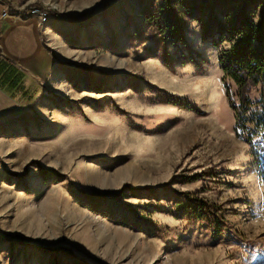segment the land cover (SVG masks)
Instances as JSON below:
<instances>
[{"label":"rangeland","instance_id":"1","mask_svg":"<svg viewBox=\"0 0 264 264\" xmlns=\"http://www.w3.org/2000/svg\"><path fill=\"white\" fill-rule=\"evenodd\" d=\"M108 1L20 0L21 11L8 12L34 20L36 31L19 41L21 63L0 59L8 105L0 114V264H50L41 249L12 241L67 246L93 264H264V183L236 134L221 50L188 20L198 64H178L173 74L140 48L117 56L67 23ZM34 8L49 20L29 16ZM99 29L89 28L106 38ZM79 68L142 75L199 113L154 103L128 87L97 92L82 85L93 80ZM176 176L199 177L173 188L213 204L228 224L220 235L207 222L175 213L169 197L139 192L161 189ZM127 187L136 192L126 191L112 214L77 195L113 196Z\"/></svg>","mask_w":264,"mask_h":264},{"label":"trees","instance_id":"2","mask_svg":"<svg viewBox=\"0 0 264 264\" xmlns=\"http://www.w3.org/2000/svg\"><path fill=\"white\" fill-rule=\"evenodd\" d=\"M188 20L200 25L204 41L221 50L219 63L229 105L236 116V134L250 147L264 183V0H110L100 11L70 19L67 23L87 32L90 38H98L100 45L117 56L140 48L146 56L156 57L175 74L178 64H198L197 53L186 37ZM93 26L96 30L105 29L106 38L91 32L89 28ZM223 46L227 47L222 49ZM4 69L2 67L0 72ZM79 70L88 72L93 81L87 80L82 84L76 80V87L81 84L91 86L97 92L110 86L112 89L128 87L139 94L145 92L154 103L199 113L198 107L188 99L159 88L142 75L114 76L102 71ZM233 87L237 88L236 94L232 91ZM257 93L259 100L253 102L252 96ZM114 107L119 115H129L117 105ZM52 175L57 174H45ZM197 180L199 177L176 176L161 189L139 192L156 200L164 201L169 197L174 203L175 213L207 222L212 233L220 235L228 224L218 218L215 206L191 193L178 192L173 188L177 181L193 183ZM126 191L136 192L127 187L113 196L86 195L82 192L77 195L88 205L100 206L106 214H112L111 209L123 206ZM12 242L41 249L51 257L50 264H93L67 246Z\"/></svg>","mask_w":264,"mask_h":264},{"label":"crops","instance_id":"3","mask_svg":"<svg viewBox=\"0 0 264 264\" xmlns=\"http://www.w3.org/2000/svg\"><path fill=\"white\" fill-rule=\"evenodd\" d=\"M21 5L20 0H0V14L3 15L11 10L21 11ZM13 16L12 18L10 16V18H4L0 22V59L16 64L15 62H22L23 51L19 41H25L24 38H28L29 34H33L36 30L31 28V23H34V20H23L18 14ZM6 101V94L0 88V114L7 113Z\"/></svg>","mask_w":264,"mask_h":264},{"label":"built area","instance_id":"4","mask_svg":"<svg viewBox=\"0 0 264 264\" xmlns=\"http://www.w3.org/2000/svg\"><path fill=\"white\" fill-rule=\"evenodd\" d=\"M29 16L38 17L43 22H47L49 20V16L46 12L42 11L39 8H34L30 11ZM3 18L9 17L8 13H4L2 15Z\"/></svg>","mask_w":264,"mask_h":264}]
</instances>
